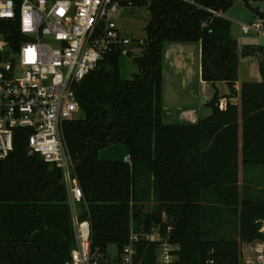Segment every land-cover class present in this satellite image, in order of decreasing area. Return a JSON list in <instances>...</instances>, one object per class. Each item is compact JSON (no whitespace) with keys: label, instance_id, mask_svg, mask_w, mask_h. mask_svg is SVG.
I'll return each instance as SVG.
<instances>
[{"label":"trees","instance_id":"obj_1","mask_svg":"<svg viewBox=\"0 0 264 264\" xmlns=\"http://www.w3.org/2000/svg\"><path fill=\"white\" fill-rule=\"evenodd\" d=\"M235 1H138L148 20L133 56L137 72L121 78L114 52L77 87L82 115L65 121L63 132L93 251L106 256L108 246L122 248L131 224L171 223L176 264H248L241 262V244L263 239L264 196L248 197L238 186V137L241 163L263 166L264 45L241 49L258 56L260 80L242 81L239 103L219 107L220 98L237 94L238 42L231 21L213 12L224 14ZM242 1L264 19L251 5L264 0ZM0 33L13 48L20 44L17 20H0ZM169 42L200 44V76L213 92L205 103L210 113L194 124L162 120V51ZM218 82L228 93H218ZM114 143L128 146L130 159L100 161L98 151ZM74 246L62 172L29 154L27 132L19 129L13 151L0 160V264H65ZM137 249L138 264H154V244Z\"/></svg>","mask_w":264,"mask_h":264},{"label":"built area","instance_id":"obj_2","mask_svg":"<svg viewBox=\"0 0 264 264\" xmlns=\"http://www.w3.org/2000/svg\"><path fill=\"white\" fill-rule=\"evenodd\" d=\"M138 1L149 0H0V20H17L21 36L13 48L11 37L0 33V160L10 155L18 130L24 129L28 153L61 170L75 238L65 264H138L140 243L155 245L154 264H176L179 245L172 240L171 223L131 224L122 248L107 249L106 256L92 250L91 222L80 219L76 209L83 192L63 132L64 122L81 113L76 90L84 77L114 52L139 54L129 49L133 41L116 21L123 7ZM240 30L264 37V19L240 23ZM144 42L134 40L139 47ZM251 264H264V252Z\"/></svg>","mask_w":264,"mask_h":264},{"label":"water","instance_id":"obj_3","mask_svg":"<svg viewBox=\"0 0 264 264\" xmlns=\"http://www.w3.org/2000/svg\"><path fill=\"white\" fill-rule=\"evenodd\" d=\"M200 55L197 42H169L162 51V120L166 124L198 121L197 84ZM131 150L114 143L98 151L100 161H127ZM101 264H110L102 261Z\"/></svg>","mask_w":264,"mask_h":264},{"label":"rangeland","instance_id":"obj_4","mask_svg":"<svg viewBox=\"0 0 264 264\" xmlns=\"http://www.w3.org/2000/svg\"><path fill=\"white\" fill-rule=\"evenodd\" d=\"M251 5L253 7H259L260 10L264 11V1H252ZM224 16L231 21V35L238 42V70H237V80H257L259 79L258 72V56L257 55H242L241 49L245 44H258L264 45V37L255 32L242 33L240 30V23H247L255 18L254 13L247 8L242 0H236L231 7L224 13ZM116 21L120 28L124 30L125 35L130 38L133 42L129 45V49L133 50L134 53H140L141 47H139L134 40H143L146 38L147 24V8L145 5H134L132 7H123L120 11ZM118 69L121 78L130 79L132 75L137 72V65L133 60V55H121L118 59ZM220 89L217 86V91L226 88L224 82H220ZM205 89V88H203ZM202 85L197 84V100L200 108L204 110L206 106V101L211 97L205 93L203 94ZM202 110V111H203ZM82 113H79L81 116ZM259 169H261L259 167ZM155 201L151 199L148 203H145L144 211L151 210ZM76 209L78 213L82 211V206L80 203L76 204ZM108 250L113 252L115 247L113 245L108 246ZM247 257L241 255V262L246 263V261L253 262L255 255L253 252L246 253Z\"/></svg>","mask_w":264,"mask_h":264},{"label":"crops","instance_id":"obj_5","mask_svg":"<svg viewBox=\"0 0 264 264\" xmlns=\"http://www.w3.org/2000/svg\"><path fill=\"white\" fill-rule=\"evenodd\" d=\"M198 43V42H197ZM199 45V55H200V44ZM200 70V69H199ZM259 74V73H258ZM257 80H260V74L259 79L255 78ZM199 83L202 85L203 94L206 91V94L211 96V93L213 92L212 89L209 87L207 83H204L200 76L199 71ZM220 82H218L216 85L220 89ZM225 84V83H224ZM226 85V84H225ZM241 81L236 80L235 88L237 90V94L234 97L226 98L222 97L220 98V102L223 104V107L225 106L227 101H231L234 103H239V89H240ZM228 93V87L226 85V88L223 90H220V94L224 95ZM200 108V105L198 104V111L197 116L200 118L201 116H206L210 113V108L206 105L204 107V110ZM238 148H239V165H238V186L240 192L243 190L248 197H261L264 196V165H244L241 163V157H240V150H241V140L240 136L238 137ZM259 167L261 169H259ZM213 206H220L219 204H212ZM262 231L264 234V225L262 227ZM241 251L244 257H247L248 254L251 253L255 255L256 253L262 251L264 252V237L261 240H254L252 242H243L241 244ZM250 260L246 261V263L250 264Z\"/></svg>","mask_w":264,"mask_h":264}]
</instances>
